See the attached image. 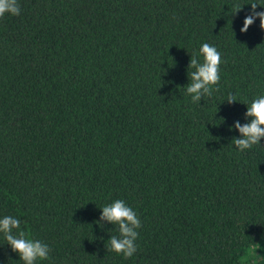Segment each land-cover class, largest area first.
<instances>
[{
    "label": "trees",
    "instance_id": "obj_1",
    "mask_svg": "<svg viewBox=\"0 0 264 264\" xmlns=\"http://www.w3.org/2000/svg\"><path fill=\"white\" fill-rule=\"evenodd\" d=\"M253 2L18 0L0 18V218L49 245L36 264H264V137L240 151L230 128L264 95ZM203 43L221 79L193 103ZM117 199L141 220L129 258L98 222ZM0 264H24L3 233Z\"/></svg>",
    "mask_w": 264,
    "mask_h": 264
},
{
    "label": "clouds",
    "instance_id": "obj_2",
    "mask_svg": "<svg viewBox=\"0 0 264 264\" xmlns=\"http://www.w3.org/2000/svg\"><path fill=\"white\" fill-rule=\"evenodd\" d=\"M251 4V12L246 15L243 21L241 32H247L250 25L259 17L260 27L264 29V11L257 12L256 2ZM242 6L235 5V11L241 10ZM18 0H0V18L6 13L11 15L20 14ZM199 55L203 57L201 62L196 54L191 56L188 68L194 69L190 73V82L186 87V94L191 96L193 103H199L202 97L211 96L214 90L213 86H218L220 76V65L222 63L221 53L217 48L209 43H203L199 49ZM218 90V87L215 89ZM229 103L238 101L235 95H229ZM246 118H251L250 122L241 125L236 121L230 126L237 129L242 138L233 137L235 147L244 151L251 149L254 145H260L261 138L264 137V95L254 98L250 104H247ZM108 221L111 224L118 225L119 236H110L107 245L108 250L117 254H123L125 258L132 257L137 252L136 241L139 237L141 220L137 213L124 200L117 199L114 202L102 207V214L99 223ZM21 228V222L18 218L6 215L0 218V233L4 234L7 244L11 246L12 251L19 254L20 260L24 264H36L37 260L49 259L51 249L49 245L42 240L28 238Z\"/></svg>",
    "mask_w": 264,
    "mask_h": 264
}]
</instances>
